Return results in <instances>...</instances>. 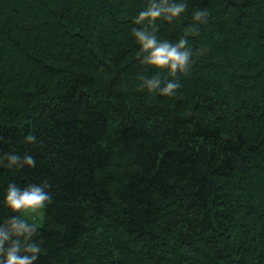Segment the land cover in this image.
Segmentation results:
<instances>
[{
	"label": "trees",
	"instance_id": "1",
	"mask_svg": "<svg viewBox=\"0 0 264 264\" xmlns=\"http://www.w3.org/2000/svg\"><path fill=\"white\" fill-rule=\"evenodd\" d=\"M148 3L0 0V150L36 157L0 167V200L50 185L36 264H264V0L158 18L192 51L176 76L142 63ZM152 75L175 95L142 88Z\"/></svg>",
	"mask_w": 264,
	"mask_h": 264
},
{
	"label": "clouds",
	"instance_id": "2",
	"mask_svg": "<svg viewBox=\"0 0 264 264\" xmlns=\"http://www.w3.org/2000/svg\"><path fill=\"white\" fill-rule=\"evenodd\" d=\"M187 0H149L135 17L137 24L147 20L150 26L134 30V38L142 54V63L157 69L167 68L169 75L177 72H187L192 51L187 47L185 37L175 43L158 38L157 19L173 22L180 18L187 9ZM206 17L204 10H197L194 19ZM203 22V21H202ZM159 73V72H157ZM142 88L150 93L160 95H175L180 82L167 79L160 75L142 76ZM24 142L34 144L37 136L29 132ZM36 166V157L31 152L17 150H0V167H7L13 172L21 169H31ZM49 184L45 182L29 183L21 186L15 181L7 184L0 206L6 208L10 215L0 218V264H36L42 253V239L38 237L36 217L51 201Z\"/></svg>",
	"mask_w": 264,
	"mask_h": 264
},
{
	"label": "rangeland",
	"instance_id": "3",
	"mask_svg": "<svg viewBox=\"0 0 264 264\" xmlns=\"http://www.w3.org/2000/svg\"><path fill=\"white\" fill-rule=\"evenodd\" d=\"M43 218H44V211H42V214L38 215L36 217V223L37 225H41L43 223Z\"/></svg>",
	"mask_w": 264,
	"mask_h": 264
}]
</instances>
